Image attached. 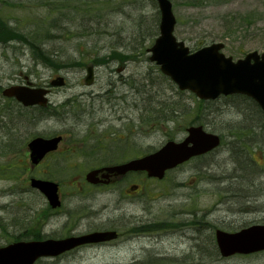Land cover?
<instances>
[{"label":"rangeland","instance_id":"1","mask_svg":"<svg viewBox=\"0 0 264 264\" xmlns=\"http://www.w3.org/2000/svg\"><path fill=\"white\" fill-rule=\"evenodd\" d=\"M171 2L178 21L175 36L191 49L196 43L201 48L223 42L224 53L234 60L264 53V0ZM0 23V247L22 234L24 241L50 235L66 215L82 214L87 219L68 222L66 234L154 226L131 231L103 250L36 264H264L263 252L222 257L217 244L214 251L215 233L201 227L202 219L210 227L216 218H221L218 228L229 232L264 223V118L242 98L199 101L161 73L148 52L159 35L155 0H0ZM89 62L96 65L92 88L83 82ZM55 75L65 77L66 86L51 95L56 110H48L49 115L2 96L6 87L25 83L26 76L42 85ZM91 93L101 99L89 98ZM65 101L74 105L59 110ZM102 121L112 129L108 135L106 126L92 125ZM193 123L221 136L216 154L190 162L163 181L133 173L120 189L82 186L88 171L114 165L95 145L107 144L112 153L113 141L122 146L130 140L144 156L169 139L181 141ZM135 127V137L132 132L128 137ZM56 135L65 137L61 150L32 167L27 144ZM30 178L59 184V215L30 187ZM135 183L142 186L140 194L124 200L120 192Z\"/></svg>","mask_w":264,"mask_h":264},{"label":"water","instance_id":"2","mask_svg":"<svg viewBox=\"0 0 264 264\" xmlns=\"http://www.w3.org/2000/svg\"><path fill=\"white\" fill-rule=\"evenodd\" d=\"M160 13V36L149 50L151 61L160 66L161 71L169 76L180 88L190 90L201 99H216L220 95L243 94L254 98L264 109V54H248L244 59L234 62L221 50L223 44H213L194 54L177 41L174 36L176 18L169 0H157ZM87 84L93 79V69H88ZM63 78L52 82L53 86H62ZM7 97H14L24 106L46 105L43 89L11 87L3 92ZM192 131V130H191ZM193 136L197 146L188 150L184 144L168 143L159 152L140 160L117 167L106 168L108 172L125 174L128 171H146L150 177L163 178L165 172L177 164L189 159L192 154L204 153L219 144V138L206 136L201 130ZM61 137L52 139L36 138L28 147L33 164H39L46 154L57 149ZM99 171L89 173L88 180L93 181ZM31 186L45 194L53 207L60 205L58 186L55 183L32 179ZM114 233H95L78 239L46 242H19L0 248V264H34L41 257L58 255L77 245L88 242H100ZM218 243L224 256L235 253H252L264 250V227H255L235 235L218 232Z\"/></svg>","mask_w":264,"mask_h":264},{"label":"flooded vegetation","instance_id":"3","mask_svg":"<svg viewBox=\"0 0 264 264\" xmlns=\"http://www.w3.org/2000/svg\"><path fill=\"white\" fill-rule=\"evenodd\" d=\"M89 98H91V99H101L100 96H96L94 93H91V95L89 96ZM69 102H71V101H65V102L61 103L59 106H58V104L56 106H58L57 108L59 110H61V109L62 110L69 109L70 106L74 105V101L71 102V103H69ZM104 102L106 103L107 101L104 100ZM96 109L99 110V111L102 110V109H99V108H96ZM55 110H56V108H55ZM92 111H95V110H92ZM92 116H94V114H92ZM92 125L95 126V127H98V126L99 127L106 126V128L104 129V133L105 132L107 133L106 135H108L110 132H112V129L111 128H108L107 124H105L104 121H102V123H96V124H92ZM205 128L209 129L206 126H205ZM187 130L188 129H186V132H185L186 134L184 135L183 139H185L188 136ZM128 131H129L128 137H130V132H132L133 133V136H134V134H136V127L133 128V130H128ZM64 138L65 137L63 136V141H64ZM118 138L119 139H122V138L125 139L123 136H119ZM95 139L97 141H101L102 140L101 137H95ZM129 141L130 140H128L126 142V145L121 144L122 146H120L118 144L119 142L113 141L115 143L114 144L115 145V148H114V151L112 153L110 152L111 149H106L107 144L95 145V148L97 150H100V153L102 152V153H105L108 156H110L109 158H111V160L109 162L112 163V164L126 163V162H129V161H131V160H133L135 158H138L141 155L140 152H138L139 149L137 148V146L136 147H133V143L131 144ZM62 144H63V142H62ZM62 144H61V146H62ZM61 146L58 148V150L55 153L47 155L46 158L44 159V161L47 160V159H50L51 157H53L54 155H56V153H58L61 150L60 149ZM218 150L219 149H215L212 152L208 153L207 155L194 158V159L190 160L189 162H187V163H185V164H183L181 166H178L177 168H175L174 170L170 171L169 173H174V172L180 170L182 167H185L190 162L197 161V160H200V159L208 158L211 155L216 154L218 152ZM102 174H104V173H100L99 175H95V177L93 179L94 182H92V183L87 180V178H86L87 175H85V178L84 179H85L86 182H83L82 183V186H85V184H86L87 187L90 186L91 189H96L98 191H101L104 188H112L113 189L114 187H115V189L116 188H119L120 189L119 186L122 185L123 183H125L129 179V177H130L129 174H131V173H129L127 175H116V174H112V175H102ZM131 176H133V175H131ZM167 177H168V175H166V178ZM154 181H156V180H154ZM196 181H197V179L194 178L192 180V183H195ZM136 186H138V189L137 190H133V188L136 187ZM180 186H184V185H180ZM123 191H125V193L120 192V196L124 200L127 199V198L137 197L140 194V192H141L140 183L139 184H137V183H135V184H129ZM61 207L58 210H56V211H52L51 213H56L55 215H59L58 212L61 209ZM188 214H190V213H188ZM210 216H212V214L209 212V215L207 217H210ZM74 218L84 219V220L87 219V217L86 216H83L82 214H79L77 217H73L71 214H68V215H66L65 221L62 222V227L57 232H52L50 235L45 236V237H47V238H53V239H57V240H61V239H66V238H70V237H78V236H82V235L89 234V233H92V232H96V230L89 229V230H83L81 232H72L70 234H66V227L68 225L67 223L69 222V224H70L71 220H73ZM212 221H213V223L210 224V227H209L208 225L205 224V221L202 219L201 220V225H202L201 227L202 228H205L204 230H208L209 235H210V232H211L210 229L212 230L211 234L212 233H215V236H214L212 242L214 244V251H216V249H217V247L215 245L216 244V231L219 229L218 227H221V218H216V220H212ZM153 224H156V223H153ZM153 226L154 225H151V227H153ZM145 227L152 229L148 225V226L136 227L134 229H130L127 232H120V231H116L115 230L118 233V236L116 237L117 238L116 241L104 242V243H99V244H85V245H81V246H78V247L74 248L73 250H71L69 252H66L64 254H61V256H57L55 258H58V257L59 258L60 257L63 258V257H65L64 255L70 254L72 252H79V251H82V250L91 251V250L97 249V248L100 249L102 247H110L115 242L120 241L122 238H124L131 231L136 232V233H139V229L141 231H144V228ZM197 227H198V225H197ZM206 227H208L209 229L206 228ZM73 228L74 227H72V230H73ZM185 229L186 228H184V227L183 228H180V230H185ZM110 230L111 229H107V230H103V231H110ZM139 242H142V241H139ZM219 253H220V251H219ZM55 258H53V259H55ZM158 264H161V263H158Z\"/></svg>","mask_w":264,"mask_h":264},{"label":"trees","instance_id":"4","mask_svg":"<svg viewBox=\"0 0 264 264\" xmlns=\"http://www.w3.org/2000/svg\"><path fill=\"white\" fill-rule=\"evenodd\" d=\"M0 28H3V26L1 25V23H0ZM6 31L9 32L10 29H9V30H6ZM199 45H201V44L196 43V47H197V46L199 47ZM37 52H38V54L41 55V56L48 55V54H45L44 51L41 50V49H38ZM43 59H44V58H43ZM45 59H47V58H45ZM0 229H2L1 226H0ZM26 238H27L26 235H25V234H22V235H20V236L14 237L13 239H15V240H19V239H26ZM32 238H33V239H39V235H38V234H34ZM11 240H12V239H11ZM11 240H10V241H11Z\"/></svg>","mask_w":264,"mask_h":264},{"label":"bare ground","instance_id":"5","mask_svg":"<svg viewBox=\"0 0 264 264\" xmlns=\"http://www.w3.org/2000/svg\"><path fill=\"white\" fill-rule=\"evenodd\" d=\"M101 250H103V249H101Z\"/></svg>","mask_w":264,"mask_h":264}]
</instances>
